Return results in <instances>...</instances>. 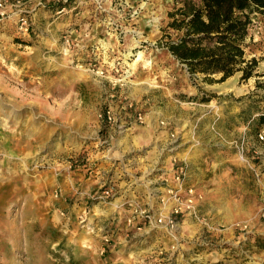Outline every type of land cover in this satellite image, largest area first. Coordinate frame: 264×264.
<instances>
[{"label": "rangeland", "instance_id": "1", "mask_svg": "<svg viewBox=\"0 0 264 264\" xmlns=\"http://www.w3.org/2000/svg\"><path fill=\"white\" fill-rule=\"evenodd\" d=\"M198 3L0 0V264H264V129L251 134V105L264 109V19L249 30L252 76L206 81L166 47L180 36L177 11ZM117 111L129 117L107 123ZM121 124L134 129L120 135ZM173 164L186 171L177 203L107 190L108 175L129 178L117 167L143 187L160 189L145 181L161 175L178 188ZM200 173L222 175L224 199L243 207L230 239L188 184ZM188 189L193 209L174 227L143 225L141 214L167 220Z\"/></svg>", "mask_w": 264, "mask_h": 264}, {"label": "trees", "instance_id": "2", "mask_svg": "<svg viewBox=\"0 0 264 264\" xmlns=\"http://www.w3.org/2000/svg\"><path fill=\"white\" fill-rule=\"evenodd\" d=\"M176 14L181 17L171 27L180 36L166 47L191 77L201 75L208 81L219 75L223 82L236 72L242 81L252 76L255 59L247 60L245 51L252 45L249 30L264 19V0H199ZM251 107V134L257 135L264 129V109Z\"/></svg>", "mask_w": 264, "mask_h": 264}, {"label": "crops", "instance_id": "3", "mask_svg": "<svg viewBox=\"0 0 264 264\" xmlns=\"http://www.w3.org/2000/svg\"><path fill=\"white\" fill-rule=\"evenodd\" d=\"M251 36V34H250ZM116 115L118 116L117 118L120 119L123 118V121L125 120L126 117H129L127 115L121 114V111H117ZM121 126H123V129L121 131H119L121 134L123 135L125 133H128L129 130L134 129H125V125L121 124ZM143 128V127H142ZM145 128H143L144 130ZM146 130V129H145ZM131 134V133H130ZM187 153L182 154V159H185L186 163L190 166L191 169H193V160L189 157V155L186 156ZM117 155L114 154L113 158H116ZM192 161V162H191ZM115 162H113V164L111 163V167H113ZM151 168H149L150 171L149 173L153 172V170L155 169L154 166L150 165ZM171 167V165H170ZM117 170V172H120V175L125 177V175H127V177H129L127 180L124 181H116L115 179H113L112 176H107V178L111 179L110 182H112V185H108V191L110 193H112V196L115 194H121V196H130V197H150V195H161L164 196V194H167V190L168 189H172V190H176L177 187L172 186V184L170 183V185L168 184H163L164 179H168L167 178H153L150 180L145 181L146 185L150 184V183H154V182H160V185H158V188H148V187H143L142 184L140 182H142L140 178L136 177V173H134L136 170L134 171H128L127 168L125 167V169L121 168L119 171V168H115ZM148 173V174H149ZM171 174V173H170ZM191 178L189 179L188 184L190 186L196 187L198 191H200L203 196H204V201L202 202L203 205H207L211 204L213 205V207H205V209H201V212L204 214H207L210 219L213 220V223L216 224V227H223L225 228L226 233L228 235V239L231 238V236L229 237L230 233H235L232 232V228L233 226H235L238 223H242L243 221L241 220V215L240 217H237L238 212H241V210H243L242 205L240 204V201H237L235 203H233V205L230 204L229 200H225V196H229L226 194L227 191H225V186H223V181L224 179L222 178V175L219 176V178L217 176H215L214 174L206 175L204 173H200L198 175V178H193L194 174L190 175ZM120 177V176H118ZM104 180L103 175H100L99 172H96V175L93 176V178L91 179V186L94 185V188L96 187H100V183H102ZM106 183V182H105ZM165 183V182H164ZM93 184V185H92ZM96 185V186H95ZM167 186V187H166ZM150 187V186H149ZM141 189V190H140ZM156 191V192H155ZM159 191V192H158ZM145 202L142 201V203L136 202V205L139 207H142L144 205ZM239 203V204H238ZM237 205V206H236ZM246 219L249 218V216H245ZM189 222V221H188ZM229 230H231V232H229Z\"/></svg>", "mask_w": 264, "mask_h": 264}, {"label": "built area", "instance_id": "4", "mask_svg": "<svg viewBox=\"0 0 264 264\" xmlns=\"http://www.w3.org/2000/svg\"><path fill=\"white\" fill-rule=\"evenodd\" d=\"M137 119L140 120L141 116L138 115ZM116 120H117L116 115L111 114V112H107L105 116V121L107 123L116 125ZM116 128L121 131L123 129V126L117 125ZM175 166L176 165L173 164V167L175 168L173 178L178 188L176 190L168 189L167 195L169 194L170 196L174 197L175 202L177 203L178 196L183 194L182 193L183 190H179V188H182V182L186 178V171L184 167L182 166L178 168ZM105 193L106 192H103L102 194H105ZM186 193L188 194L187 200H185L184 203H181V204L178 203L174 205L170 210V215L168 216V218H166L167 220H165L163 216L153 217L149 214H141V219L143 220V223H144L143 225H146L147 227H152V228L166 226V225H169L170 227H174L175 224L177 223L176 218L180 215V213L190 212L193 209L192 207H193V202L195 199L194 191L192 189H188L186 190ZM129 222H131V220H129Z\"/></svg>", "mask_w": 264, "mask_h": 264}]
</instances>
